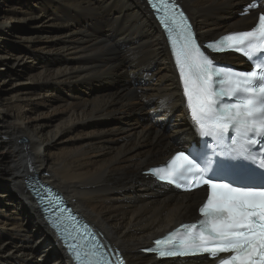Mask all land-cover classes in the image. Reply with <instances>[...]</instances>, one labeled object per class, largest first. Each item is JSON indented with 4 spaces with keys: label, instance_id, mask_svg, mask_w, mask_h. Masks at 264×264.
Here are the masks:
<instances>
[{
    "label": "bare ground",
    "instance_id": "bare-ground-1",
    "mask_svg": "<svg viewBox=\"0 0 264 264\" xmlns=\"http://www.w3.org/2000/svg\"><path fill=\"white\" fill-rule=\"evenodd\" d=\"M249 1L178 3L203 41L248 30L264 11L245 13ZM197 134L144 0H0V264H71L26 188L30 174L35 190L58 191L128 264H215L139 251L197 217L206 190L184 194L141 174Z\"/></svg>",
    "mask_w": 264,
    "mask_h": 264
},
{
    "label": "snow or ice",
    "instance_id": "snow-or-ice-1",
    "mask_svg": "<svg viewBox=\"0 0 264 264\" xmlns=\"http://www.w3.org/2000/svg\"><path fill=\"white\" fill-rule=\"evenodd\" d=\"M148 3L159 10L156 0ZM258 5L264 8V0H250L244 12ZM159 6L164 9V24L171 33L169 41L188 107L205 139L202 149L179 151L166 166L149 172L185 191L206 185L208 195L199 208L203 219L181 224L156 239V250L161 257L186 255L192 249L214 258L229 254L220 258L219 264H264V171L257 176L250 164L244 163H254V154L264 150V67L218 71L220 66L214 58L202 50L222 53L248 48L245 54L249 59L256 53L264 56V11L259 12L251 30L200 45L186 14L174 0H161ZM224 97H235L236 102H227ZM53 226L59 228L58 224ZM181 229L184 236L177 239ZM70 251L76 264H122V259H112L106 245L94 240H85L83 245L74 242Z\"/></svg>",
    "mask_w": 264,
    "mask_h": 264
},
{
    "label": "rangeland",
    "instance_id": "rangeland-1",
    "mask_svg": "<svg viewBox=\"0 0 264 264\" xmlns=\"http://www.w3.org/2000/svg\"><path fill=\"white\" fill-rule=\"evenodd\" d=\"M250 2V1H249ZM249 4V3H248ZM264 10V9H263ZM238 30H240V29H238ZM16 31H17V29H16ZM24 33H26V34H28L29 33V29L28 28H26L25 29V32ZM42 34H52V30H49V29H45L44 28V30H42ZM83 96V95H82ZM42 109H45L44 107H41ZM145 121V120H144ZM144 121H142V123L144 122ZM185 147H182L181 145L180 146H177V148H176V150L178 149V150H182V149H184ZM146 169V168H145ZM142 170H144V169H142ZM140 174V173H139ZM194 219V218H193ZM147 246V245H146Z\"/></svg>",
    "mask_w": 264,
    "mask_h": 264
},
{
    "label": "water",
    "instance_id": "water-1",
    "mask_svg": "<svg viewBox=\"0 0 264 264\" xmlns=\"http://www.w3.org/2000/svg\"><path fill=\"white\" fill-rule=\"evenodd\" d=\"M145 1V0H144ZM34 176H31L30 178H33Z\"/></svg>",
    "mask_w": 264,
    "mask_h": 264
}]
</instances>
